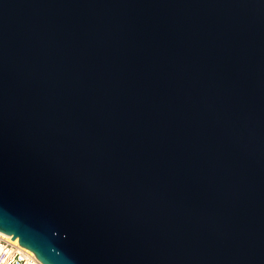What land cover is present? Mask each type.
Here are the masks:
<instances>
[{"label":"water","instance_id":"1","mask_svg":"<svg viewBox=\"0 0 264 264\" xmlns=\"http://www.w3.org/2000/svg\"><path fill=\"white\" fill-rule=\"evenodd\" d=\"M0 233L264 264V0H0Z\"/></svg>","mask_w":264,"mask_h":264},{"label":"built area","instance_id":"2","mask_svg":"<svg viewBox=\"0 0 264 264\" xmlns=\"http://www.w3.org/2000/svg\"><path fill=\"white\" fill-rule=\"evenodd\" d=\"M0 264H43L31 250L0 233Z\"/></svg>","mask_w":264,"mask_h":264}]
</instances>
